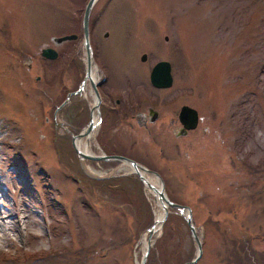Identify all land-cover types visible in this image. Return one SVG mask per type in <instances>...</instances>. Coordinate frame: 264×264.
<instances>
[{
	"label": "rangeland",
	"instance_id": "374dc122",
	"mask_svg": "<svg viewBox=\"0 0 264 264\" xmlns=\"http://www.w3.org/2000/svg\"><path fill=\"white\" fill-rule=\"evenodd\" d=\"M85 2L0 0V167L21 174L25 187L24 194L4 190L3 211L20 212L25 201L35 215L20 221L18 233L0 232V264H140L146 251L141 238L154 223L153 196L132 176L114 180L120 171L132 173L118 172L120 163L90 164L96 174L114 170L104 175L111 181L84 182L69 141L45 124L61 91H74L82 80ZM90 16L101 80L110 77L106 69L110 75L137 73L146 91L141 94L157 98L146 65L167 61L173 84L164 93L168 108L190 106L201 118L196 131L180 137V157L160 125L157 141L167 160L156 162L161 172L152 171L168 202L189 211L201 245L196 264H264V0H98ZM72 34L78 39L51 42ZM44 47L55 49L56 60L39 58ZM248 47L250 55L243 51ZM145 53L141 66L138 57ZM227 69L231 77L239 73L230 84ZM131 136L134 143L146 141L141 130ZM95 138L89 147L94 155L100 154ZM183 220L176 209L166 211L145 264L194 260L196 244Z\"/></svg>",
	"mask_w": 264,
	"mask_h": 264
},
{
	"label": "flooded vegetation",
	"instance_id": "af4514ba",
	"mask_svg": "<svg viewBox=\"0 0 264 264\" xmlns=\"http://www.w3.org/2000/svg\"><path fill=\"white\" fill-rule=\"evenodd\" d=\"M93 48L94 47L91 49L92 55ZM143 55H146V60H148L149 55L147 53ZM146 63L147 61L140 65L145 66ZM146 66L149 74V70L152 66ZM96 69L97 67L94 72H92V77H94V87L96 88L97 98L88 81L90 79H86L85 77V69L82 73V80H78L76 85L77 87L80 86V90L75 100H70L71 97L68 96L69 91L66 92L64 97L65 99L68 96V101L65 103L63 110H66L65 120H67L66 125L68 131L66 140L69 141V147L72 148L73 137L77 136V134L82 131L85 132L89 130L87 136L82 139L88 137L89 140H91L89 144L90 147L93 142L92 136L94 138V134H96L95 140L97 141L95 146L97 147L95 148L99 150L98 153L103 154L104 157L121 156L124 157V159H131L136 164L149 168V171L161 172L159 167L156 166V162H165V160H167L164 146L157 141L159 134L162 137L163 132L160 129L161 126H163L165 133L170 136L169 145L172 146L176 156L180 157L181 146H179L178 141L181 137V125L178 120V108L181 105L177 107V110L168 108L171 106V103L166 104L165 91H163V89H153L151 85L150 89L153 92H158L159 96L153 98V96L142 95L146 94V91L140 86L139 82L141 79L138 78L137 73L130 74L127 77L126 75L128 72H115L111 75L120 76H118V79H113L110 72L106 69L111 78L107 76L108 78L101 80L97 74L99 67L97 70ZM129 76H132L134 79ZM92 77L90 74L91 79ZM146 79L148 80V78ZM108 84L112 87V91L108 89L111 95L109 97L104 94L105 87ZM173 105L174 107L177 106L175 101ZM165 109L171 110L167 111V113L169 112L168 115L163 116V111H165ZM197 128L198 127H196V129ZM121 129L126 131L129 130L130 133L125 135L120 132ZM133 130H141L142 134L145 135L146 141L143 144L134 143V138L131 136L134 133ZM148 146L150 151L147 148ZM154 147H156V152ZM89 150L88 154L83 152L84 157H98L99 154L94 155L95 150ZM84 161L89 165H95L92 160L88 159ZM99 163L104 166L113 164L115 167L117 162H115V160H109V162L99 161L97 164ZM122 174L125 173L122 172Z\"/></svg>",
	"mask_w": 264,
	"mask_h": 264
},
{
	"label": "bare ground",
	"instance_id": "6f19581e",
	"mask_svg": "<svg viewBox=\"0 0 264 264\" xmlns=\"http://www.w3.org/2000/svg\"><path fill=\"white\" fill-rule=\"evenodd\" d=\"M227 39L225 40L227 44L226 45V48L227 50H229V48L231 49V45H232V42L230 41V38H228V36L226 37ZM228 41V42H227ZM225 43V42H224ZM251 49L250 47H248V50H243L244 52H246L245 54H248L250 55V52H251ZM229 52V51H228ZM242 52V53H244ZM84 54H85V60L87 64H90V57L86 54V52L84 51ZM228 55V54H227ZM234 60V62L236 63L237 59H234V57L232 58ZM239 60L240 57L238 58ZM229 55H228V60H226V63H225V66H228L230 67V63H229ZM238 62V61H237ZM263 66V65H262ZM260 67V66H259ZM231 68V67H230ZM228 70V69H227ZM93 71H91V77L93 76L92 74ZM90 73V72H89ZM262 74V72H260ZM231 71L230 69L225 73V80L230 84V83H233L234 81H236L235 79H238L239 78V73H236L234 74L235 76L231 77ZM238 74V75H237ZM264 74V73H263ZM95 75V74H94ZM259 75V74H258ZM257 77V76H256ZM255 77V78H256ZM94 78V77H92ZM231 78H233V82L231 81ZM241 78V77H240ZM94 80V79H93ZM18 82V81H17ZM251 83V82H249ZM21 85V84H20ZM246 90V89H245ZM6 91V90H5ZM257 91V90H255ZM247 92V91H246ZM260 92V91H259ZM251 93V91H250ZM248 94V92H247ZM5 94L3 93V96ZM243 95V94H242ZM261 95V94H260ZM8 96V95H7ZM245 96V94H244ZM6 97V96H5ZM243 97V96H242ZM260 98V97H259ZM245 99V98H244ZM8 100V99H6ZM243 100V99H242ZM247 100V99H246ZM258 101V99H257ZM256 101V102H257ZM9 102V100H8ZM263 102V101H261ZM245 103V102H244ZM258 103V102H257ZM241 105V104H240ZM198 127V121H197V126ZM195 127V129H196ZM90 141L89 138L87 137L86 139H82V137H79L75 142H74V148L78 151H82V153L84 152L85 154H88L89 153V144H90ZM94 146V145H93ZM120 163V162H119ZM1 166V165H0ZM128 166L125 165V163L121 164L120 166L116 167V169H124L126 168L127 170H130L131 167L128 169L127 168ZM133 170V169H131ZM20 178H21V174H19L18 172L16 173V171H14V169H12V167L9 168V171H8V174L7 176H4L3 173L1 172V169H0V232L3 233L4 235V230L6 228V230H9L10 231H15L16 233H18V231H20V226L19 223L21 224L22 221H25L26 219H28V217L30 216H35L34 215V211L33 209H31L30 207H28L29 205H26L24 202H20L18 205L21 207V211L20 212H10L9 214H5L4 213V209H5V206L3 205V199L5 198V193H4V190L6 189H10L12 191V189H14L16 192H18L19 194H24V190H25V187H24V184L21 183L20 181ZM144 179H146L147 181V187L148 188H151L154 187V188H158V186L160 185L159 184V181L157 180V178H154L152 176L151 173H148V174H145ZM143 189L147 190L154 198V201L157 205V208L156 211H155V215H154V223H153V226L150 227L149 229H146L147 231L151 230L153 233L155 232L156 228H158V226L160 225V221H162V216H163V212L164 211H167V210H170L171 208H169L166 204H164V202H160L159 198H158V195L157 193L152 190L150 191V189H147L146 187H144ZM159 190V189H158ZM9 197V196H8ZM10 197L13 199L14 198V194L11 192L10 193ZM179 212V211H178ZM21 221V222H20ZM19 227V228H18ZM152 233V234H153ZM30 236L31 237H37V235H35V233H33V231H30L29 232ZM152 234H149L148 232L147 233H144L142 238H141V245H142V249L144 247H147V245L149 246L150 248V245H151V241L149 239H147L148 237L151 238ZM8 237V236H7ZM198 238V237H197ZM8 242V241H7ZM196 248V247H195ZM197 249V248H196ZM139 262V261H138Z\"/></svg>",
	"mask_w": 264,
	"mask_h": 264
},
{
	"label": "water",
	"instance_id": "95a60500",
	"mask_svg": "<svg viewBox=\"0 0 264 264\" xmlns=\"http://www.w3.org/2000/svg\"><path fill=\"white\" fill-rule=\"evenodd\" d=\"M95 1L96 0H88L87 4H85L86 7L83 9V13H82L83 18L81 19V27H82L83 37H84V38H82V46L85 47V51L89 57H90V51H89L90 47L88 45L89 37H88V30H87V28H88L87 27V19L89 18L91 8L93 7V4L95 3ZM72 39H75L74 35H72L70 37L64 36V37H62V39H59V40L54 39L53 41L56 44H61L63 41H66V40L71 41ZM41 56H44V57L52 60L53 58H55L56 54L54 53V51L46 49V50L42 51ZM168 65L169 64H167V63L166 64L159 63L153 69L152 74H151L152 77H150V80H151L152 85H154L156 88L159 87V88L166 89L167 87L171 86V84H170L171 79H170L169 66ZM181 113H182L181 114L182 116L187 114L184 111ZM182 118L184 121H186L185 117H182ZM194 122H195V120H194V118H192L191 123L189 124L190 126H187L185 129L190 130L191 128H193V126H195ZM133 166L136 168V166L134 164H133ZM162 189L160 190V193H157L158 198L160 199L159 201L161 203L164 202V204H166L169 208H172V209L175 208V209L179 210V213L181 215H182L184 210L186 211L185 222H186L187 227L189 228L188 230H189L190 236L193 239V242L196 244V247L198 248V249H196L197 253H196L195 260H193V261L191 260L190 262H188L186 264H195L197 259H199L201 248H200V244L198 243V240H197L198 238L195 236V233H194L195 227H192V225H191V221H190L191 217H189V211L187 209H185V207H178L175 204H170L166 200L167 198L164 197ZM165 215H166V211L163 212V218L165 217ZM160 223H162V222H160ZM149 234H152L151 230L149 231ZM146 250H147V248H146ZM147 252H148V250L145 251L141 264L145 263V257H146Z\"/></svg>",
	"mask_w": 264,
	"mask_h": 264
}]
</instances>
